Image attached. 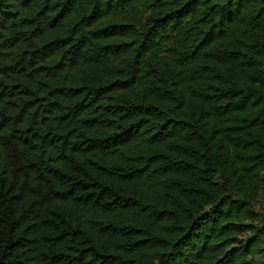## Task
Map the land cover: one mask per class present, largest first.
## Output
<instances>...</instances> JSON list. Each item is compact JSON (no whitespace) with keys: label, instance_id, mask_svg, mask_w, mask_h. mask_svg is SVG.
I'll list each match as a JSON object with an SVG mask.
<instances>
[{"label":"trees","instance_id":"obj_1","mask_svg":"<svg viewBox=\"0 0 264 264\" xmlns=\"http://www.w3.org/2000/svg\"><path fill=\"white\" fill-rule=\"evenodd\" d=\"M263 199L264 0H0V264H264Z\"/></svg>","mask_w":264,"mask_h":264},{"label":"rangeland","instance_id":"obj_2","mask_svg":"<svg viewBox=\"0 0 264 264\" xmlns=\"http://www.w3.org/2000/svg\"><path fill=\"white\" fill-rule=\"evenodd\" d=\"M259 204H260L259 205V210L262 212V214H264V199L260 200ZM262 224H263V222H257L256 223L257 227L258 226H262ZM260 261L264 263V255L261 257Z\"/></svg>","mask_w":264,"mask_h":264}]
</instances>
